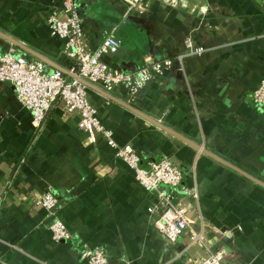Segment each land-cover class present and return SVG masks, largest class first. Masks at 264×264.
Returning <instances> with one entry per match:
<instances>
[{
	"label": "crops",
	"instance_id": "0c3cea01",
	"mask_svg": "<svg viewBox=\"0 0 264 264\" xmlns=\"http://www.w3.org/2000/svg\"><path fill=\"white\" fill-rule=\"evenodd\" d=\"M64 0H0V31L55 65L70 68L64 41L48 20L63 18ZM90 51L115 31L121 45L107 55L112 68L132 73L144 55L168 59L172 68L142 89L134 102L123 87L107 93L87 88L90 104L119 146L131 145L140 166L169 159L183 172L174 202L188 207L189 236L170 244L152 226L147 193L134 171L98 136L78 128L79 115L58 100L40 127L0 85V264H87L83 245L102 246L107 264H264V188L187 145L106 94L132 105L264 183V113L253 93L264 76V0H180L172 7L146 0H75ZM205 47L190 54L185 41ZM15 46L0 37V49ZM28 60H40L15 46ZM47 71L56 69L47 63ZM52 189L54 212L71 233L54 241V217L39 205ZM196 189L186 198L183 189Z\"/></svg>",
	"mask_w": 264,
	"mask_h": 264
},
{
	"label": "built area",
	"instance_id": "2783aa9c",
	"mask_svg": "<svg viewBox=\"0 0 264 264\" xmlns=\"http://www.w3.org/2000/svg\"><path fill=\"white\" fill-rule=\"evenodd\" d=\"M145 1L126 0V5L128 9L139 8ZM156 1L172 7L180 2ZM61 10L63 18L55 13L48 20L50 34L64 41V55L71 64L69 71L79 79L98 85L107 93H112L116 87H123L129 100L134 102L142 89L172 68L170 60H158L149 54L144 55L143 67L135 72L126 73L112 68L106 57L117 53L121 45L115 31L107 33L99 49L90 51L78 3L64 0ZM185 44L191 55L201 56L205 53V47L196 46L192 39L186 40ZM4 83L11 84L16 100L29 111L34 126L40 127L53 105L60 100L65 112L79 115L78 128L88 135L91 142H95L98 136L103 137L115 150L116 157L134 171L140 186L147 193L156 195V203L147 209V214L154 229L170 244L175 245L186 236L193 242L203 241V234L190 228L192 222L187 205L182 201L174 202L173 193L178 191L183 178L181 169L169 159L151 161L146 168L141 167V156L134 148L129 144L119 146L113 138V131L103 125L98 110L88 100L87 87L79 80L58 70L48 72L43 61L28 60L15 46H10L5 50L0 49V85ZM253 103L264 111V76L253 93ZM183 194L186 198H197L196 189L184 188ZM38 203L54 217L50 225L52 239L70 240V231L54 212L58 204L54 191L49 188ZM83 247L82 258L87 264L108 263L102 246L84 244ZM222 260L223 253H219L208 257L203 264H221Z\"/></svg>",
	"mask_w": 264,
	"mask_h": 264
},
{
	"label": "water",
	"instance_id": "95a60500",
	"mask_svg": "<svg viewBox=\"0 0 264 264\" xmlns=\"http://www.w3.org/2000/svg\"><path fill=\"white\" fill-rule=\"evenodd\" d=\"M0 37L6 39L7 41H9L10 43H12L13 45L25 50L26 52L34 55L35 57H37L38 59H40L41 61H43L44 63H47L48 65H51L52 67H54L56 70L60 71L61 73H63L64 75L72 78V79H77L79 80L83 85H85L87 88H95L94 85H92L91 83L83 80V79H79L76 75L72 74L68 69H65L59 65H55L54 63H52L51 61H49L48 59H46L45 57L35 53L34 51H32L31 49L23 46L21 43H19L18 41L12 39L11 37L7 36L6 34H4L3 32L0 31ZM108 99H111L119 104H121L123 107L127 108L128 110L132 111L133 113H135L136 115H138L139 117L143 118L144 120L148 121L149 123H151L152 125L160 128L161 130L167 132L168 134L174 136L175 138L183 141L184 143H186L187 145L195 148L196 150L201 151L202 153H204L205 155H208L210 157H212L213 159L217 160L218 162L224 164L225 166L229 167L230 169L234 170L235 172L239 173L240 175L244 176L245 178L253 181L254 183L258 184L259 186L264 188V183L254 177H252L251 175H249L248 173H246L245 171L241 170L240 168L232 165L231 163L225 161L224 159L218 157L217 155L211 153L210 151H208L207 149H204L203 147H201L200 145L194 143L193 141L189 140L188 138L184 137L182 134L176 132L175 130L171 129L170 127L166 126L165 124H163L162 122L149 117L148 115H146L145 113L141 112L139 109L133 107L130 104H127L125 102L119 101L117 99H115L114 97H112L111 95L105 93Z\"/></svg>",
	"mask_w": 264,
	"mask_h": 264
},
{
	"label": "rangeland",
	"instance_id": "374dc122",
	"mask_svg": "<svg viewBox=\"0 0 264 264\" xmlns=\"http://www.w3.org/2000/svg\"><path fill=\"white\" fill-rule=\"evenodd\" d=\"M256 106V105H255ZM257 107V106H256ZM258 108V107H257ZM259 109V108H258ZM262 113H264V111L263 110H261V109H259Z\"/></svg>",
	"mask_w": 264,
	"mask_h": 264
}]
</instances>
